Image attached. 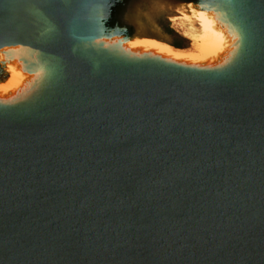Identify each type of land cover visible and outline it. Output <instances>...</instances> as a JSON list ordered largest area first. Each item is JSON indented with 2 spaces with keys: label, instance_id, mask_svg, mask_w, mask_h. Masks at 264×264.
Masks as SVG:
<instances>
[{
  "label": "water",
  "instance_id": "obj_1",
  "mask_svg": "<svg viewBox=\"0 0 264 264\" xmlns=\"http://www.w3.org/2000/svg\"><path fill=\"white\" fill-rule=\"evenodd\" d=\"M118 1L0 0L49 73L0 105V264H264V0H185L243 32L212 71L87 47Z\"/></svg>",
  "mask_w": 264,
  "mask_h": 264
},
{
  "label": "bare ground",
  "instance_id": "obj_2",
  "mask_svg": "<svg viewBox=\"0 0 264 264\" xmlns=\"http://www.w3.org/2000/svg\"><path fill=\"white\" fill-rule=\"evenodd\" d=\"M190 18L184 30L192 41L193 51L186 52L156 39H142L134 35H102L87 47L127 60H150L200 71L222 70L230 66L243 47V32L222 6L190 5ZM190 16V15H188ZM182 19V18H181ZM38 53L25 46L8 47L0 51V67L23 70L27 80L6 88L0 82V105L7 106L29 100L46 82L49 73L34 71Z\"/></svg>",
  "mask_w": 264,
  "mask_h": 264
},
{
  "label": "rangeland",
  "instance_id": "obj_3",
  "mask_svg": "<svg viewBox=\"0 0 264 264\" xmlns=\"http://www.w3.org/2000/svg\"><path fill=\"white\" fill-rule=\"evenodd\" d=\"M194 3L190 2L186 6L185 0H119L114 12L109 16L108 23L111 28L114 27L115 22L128 24L136 35L147 36H137L139 38H157L156 40L169 43L178 49L186 50V52H191L193 51V44L184 31L189 29L190 24L182 21L188 17L192 20V23L194 22L190 11V5ZM115 35L118 34H113V36ZM18 46L22 45L9 47ZM5 48L8 47L2 49ZM3 69L9 75L8 81L4 82L6 88L19 81L24 82L27 80V75L23 70ZM2 77L3 80L7 78L5 75H2Z\"/></svg>",
  "mask_w": 264,
  "mask_h": 264
}]
</instances>
